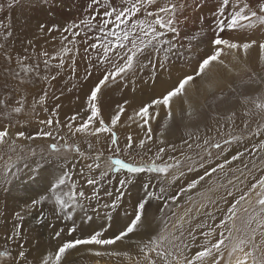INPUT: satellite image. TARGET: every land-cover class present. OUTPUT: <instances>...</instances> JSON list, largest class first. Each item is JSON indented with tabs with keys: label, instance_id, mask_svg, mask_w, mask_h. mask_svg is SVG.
<instances>
[{
	"label": "rangeland",
	"instance_id": "obj_1",
	"mask_svg": "<svg viewBox=\"0 0 264 264\" xmlns=\"http://www.w3.org/2000/svg\"><path fill=\"white\" fill-rule=\"evenodd\" d=\"M178 1L182 5L175 17L178 34L173 39V34L164 29L165 36L161 37L172 40L176 47L165 51L168 45L161 44L159 50H145L148 56L143 60L145 53L138 54L132 69L122 79L113 81L110 78L102 86V91H107L111 84L122 81L120 84L123 91L126 89L125 93L129 92L127 89L134 88L129 92L134 94V98L130 101L131 97L127 96L129 102L119 105L124 107V111L120 113L117 124L112 126L110 117L103 119L118 138V143L113 145L111 133L91 134L100 126L97 117L89 123L87 131H76L87 121L82 118L88 119L91 115L89 101L85 107H80L78 92L71 89L73 77L58 60H68L75 55L83 61L91 56L95 58L93 60H100L99 49L109 37L107 31H112L113 26L109 24L105 32H101L99 25L105 19H115L104 16L105 3L114 7L127 5L121 0H99L92 7H89L91 0H18L9 8V0H0V101H4L0 104V130L7 126L10 133L5 138L6 143L0 145V251L11 253L10 257L0 258V264H43L45 258L51 264L55 252L66 241L88 238L95 232H101L103 239L114 238L134 218L136 206L142 199H147L148 203L143 223L136 231L111 245H78L64 254L61 264H148L140 245L161 233L162 229L165 234L179 237L173 243L182 246L183 256L187 258L205 244L203 233L212 232L208 237L209 244L216 242L221 231L227 235V231L217 225L234 200L264 176V148L259 147L264 142V117L257 114L252 103V100L264 101V62L260 60L259 50V43L264 42V25L251 29L225 28L221 32L215 21L222 0H183L188 6ZM249 2L255 8L258 0ZM163 3L164 0H157L147 10L155 12ZM225 7V14L219 18L227 21L228 13L233 9L231 5ZM184 8H189V16L183 13L187 11ZM138 15L146 19L143 11ZM72 24L75 27L65 31ZM41 25H44L43 29ZM217 34L232 42L252 40L258 44L253 45L247 54L239 50L222 57L232 71L214 63L205 75L195 80L194 85L187 86L186 97L194 95L197 99L185 104L182 98L186 97L175 98L171 103L172 117L168 119L163 105L156 106L151 102L174 88L185 75L194 74L198 61L214 50L211 41ZM26 39L34 45L29 46ZM131 39L129 37L128 42ZM93 44L95 48L91 47ZM47 47H52L49 54L54 53V49L57 59L38 53ZM190 56L193 58L189 59ZM161 61L164 62L163 68L160 67ZM24 67L31 71L26 73ZM105 74L109 73L102 76ZM81 77L84 80L86 75L81 72ZM92 84V79H89L86 91ZM90 88L91 93L92 86ZM245 96L251 99L242 103ZM66 98H71L76 104L75 113L71 112L75 114V120L65 119V112L61 114L58 111L63 101L67 106ZM146 105L149 106L148 116L136 115ZM21 106L20 113L12 111ZM201 108L203 114L200 113ZM246 110H250L249 115L244 114ZM103 114L100 111V116ZM49 119L53 121L51 125L40 123ZM41 131L52 135L37 137ZM18 132H24L25 136L18 138ZM129 137L132 146L126 151ZM232 137L239 139L232 140ZM141 140L145 142L143 147L139 146ZM217 143L219 148L213 146ZM52 144L57 145L58 151L51 149ZM117 147L119 153L115 152ZM160 148L165 151L160 159H156ZM237 155V160H231ZM97 156L100 157L98 161ZM109 157L145 165L174 164L177 160L180 164L164 174L147 171L130 174L121 170L109 172L101 178L100 172L107 170ZM97 163L99 168H96ZM220 164L224 167L218 168ZM88 165L93 166L92 170ZM9 168L16 175L5 184L3 175ZM212 168H216V172L205 177L196 188L182 191ZM64 172L68 173V178L61 189L76 193L77 205L74 210H66L71 213V220L64 219V213L57 212L50 200L31 207L33 199L51 195L48 192L50 182ZM88 178H95L97 183L88 185ZM121 180L131 182L122 186ZM80 191L84 192V197L79 196ZM229 191L232 196L228 195ZM149 192L154 194L150 198L147 196ZM250 199L255 205V192ZM114 202L116 207L112 206ZM239 207L241 211L235 223L237 227H243L248 215L243 208L247 207L251 212L252 207L247 203ZM42 213L46 218L37 223ZM181 217H184L182 221ZM178 222L182 227H177ZM74 226L76 231L69 235L68 230ZM57 231H61L60 237L55 236ZM14 232L19 235H14ZM21 246L26 253L23 260L18 259ZM228 250L224 249V261L228 259ZM97 252L102 254L96 255ZM149 256L155 259L154 253H149ZM206 264H211V260Z\"/></svg>",
	"mask_w": 264,
	"mask_h": 264
},
{
	"label": "snow or ice",
	"instance_id": "obj_2",
	"mask_svg": "<svg viewBox=\"0 0 264 264\" xmlns=\"http://www.w3.org/2000/svg\"><path fill=\"white\" fill-rule=\"evenodd\" d=\"M18 0H9L8 7L10 8L13 3H17ZM99 3V0H91L89 7L92 5ZM122 4H126L124 7H114L111 4L105 3V17H114V21L111 19H105L99 25L100 31L105 32L106 26L109 24H114L115 30L107 31V36H114L116 38V45H118L121 49L125 47L123 41L131 39L132 48L129 50L131 54L127 55V59L122 66H115L116 71L105 74L102 79L95 85L91 90V94L88 97L89 107L91 110V115L88 117V120L85 121L81 126H79L76 131L77 132H85L89 127V123L93 120V118L100 116V109L98 107V94L101 92L102 86L106 84V82L111 78L113 81L120 76L122 73H126L131 70L134 64L135 59L138 54H143L146 49L152 48L155 50H159V46L161 44L168 45V48L165 51H169L172 48H175L176 45L172 42V40L161 39V37L165 36L164 29H167V32L173 34V39L176 38V34H178V29L175 27L176 23V13L179 8L182 7L177 0H164L162 6L158 7L155 12L148 11V6L155 5L157 0H121ZM231 5L233 11L228 13L227 21L220 19L219 17L224 15L226 12V7ZM238 9V10H237ZM141 11L144 12L146 19H138L137 14ZM217 19L215 21L216 27L220 29L221 32L224 31L225 28L229 30L238 29V28H254L257 25H264V0H258L255 8L252 7L249 0H222L221 6L218 8ZM149 17H154V19H147ZM129 21H131V27H128ZM87 23V21H84ZM124 25V30H120V26ZM158 26V28H157ZM44 25H41V29H43ZM56 26L53 25V28ZM75 27L74 24L69 25L68 28L65 29L67 31L69 28ZM139 28V38L135 37L133 33H135L136 29ZM52 29H49L51 31ZM111 41H108V44H111ZM256 41L245 42V43H237L232 42L229 39L221 38L219 34H217L216 38L211 41V45L213 47V51L210 55H207L203 59L198 61V67L194 74L185 75L182 79L179 80L178 84L167 91L162 97L157 98L151 102L152 105H163V107L167 110V118L171 119L172 111H171V103L175 98L186 97L187 94V86L195 84V80L198 77H202L207 73L209 68L215 63L219 64L225 68H228L229 71H232L229 68V65L222 58L229 53H235L239 50H243L245 54H247L248 50L256 44ZM108 44L102 45L104 48V55L107 58L109 51L112 49L108 46ZM116 45H113L115 47ZM92 48H95L96 45H91ZM260 49V60L264 62V42L259 43ZM119 55V53H117ZM193 57L190 56L189 59ZM235 59V55L233 56ZM167 59V58H165ZM62 63V62H61ZM160 67H164V62L161 61ZM26 73L31 71L30 68L24 67L23 69ZM43 97L41 100L43 101ZM251 98L245 96L242 100V103H247ZM185 104L188 101L185 99ZM4 101H0V104H3ZM255 109L257 110V114L264 117V101L260 100H252ZM59 107V106H57ZM15 113H20L22 111L21 107H15L12 109ZM124 111L123 106H119V111L111 118V125L115 126L120 119V113ZM55 114V113H54ZM149 114V106L141 108L136 115L148 116ZM191 112H189V115ZM245 115L250 114V110H246ZM234 115V114H232ZM232 117L230 116L229 119ZM76 117H72V120H75ZM131 119V117H130ZM147 121H145L146 123ZM41 124L47 123L51 125L53 121L51 119L47 121H40ZM245 126H247V122H245ZM71 128V125H69ZM259 131V129L257 130ZM111 133V143L116 145L118 143V138L115 132L112 131V128L106 125L103 119H100V126L95 128L93 135L99 133ZM151 129H149V133ZM17 137H24V132H18ZM52 135L51 132L41 131L36 134L37 137H50ZM10 133L8 131V127L6 126L3 130H0V145L6 143V137H9ZM32 139L33 137H28ZM151 139V136L148 137ZM239 137H232V140H238ZM230 141H225V143H229ZM15 141H13V144ZM144 141H140V147L144 146ZM163 143V141H161ZM207 143V141H205ZM132 146L131 137L128 138V144L126 145L125 150L130 149ZM216 148L220 147V144L217 143L213 145ZM53 151H58L57 145H50ZM67 147V146H65ZM91 147V145H90ZM171 147V146H170ZM259 147L264 148V142H261ZM79 151V149H76ZM165 151L164 148H160L156 154V159L161 158V154ZM115 152L119 153L120 149L117 147ZM83 155V153H81ZM239 155H242L239 154ZM239 155L233 156L231 160H237ZM97 161L100 159L99 156L96 157ZM109 163L107 166V170L100 172V177L103 178L109 174V172H120L121 170H126L130 174H139L145 171L147 172H156V173H167L169 169L178 167L180 161H175L174 164H163L157 165L155 163L151 164H137V163H129L125 162V160L120 158L113 159L112 157L108 158ZM231 161H225V163H230ZM100 164H96V168H99ZM203 167V165H201ZM218 168H223L224 164L217 165ZM88 168L92 170L93 166L88 165ZM216 168H212L211 171H205L204 175L200 176L198 179L191 181L186 189H182V191H188L196 188V186L205 179V177H210L212 173L216 172ZM189 171H192L190 168ZM15 173L11 171L9 168L5 171L3 175V183L7 184L12 177H15ZM183 175V173H181ZM68 178V173L64 172L62 175L56 177L54 180L50 182V187L48 192L51 195H40L38 199H33L31 201V207H35L46 200L53 201L54 209L57 212L64 213V219L71 220L72 215L70 212L66 211L69 208H75L77 205L76 201V193L72 192H64L63 195L60 194L58 190L61 189V186L66 185V179ZM131 181L121 180L120 184L123 186L126 183H130ZM97 180L95 178H88V185H95ZM231 183V181H230ZM75 188V184L72 185ZM258 189V191H257ZM163 191V189H161ZM255 192L257 199L255 200V205L252 204V200L250 199L251 194ZM123 195V193H121ZM154 194L149 192L147 196L150 198ZM229 196H232L233 193L231 191L228 192ZM80 197H84V192H79ZM67 197V199H65ZM54 198V199H53ZM119 199V197H117ZM175 199V198H173ZM192 198L189 197V200ZM148 203L147 199H142L136 206L134 218L127 225V227L120 231L119 234L115 235L114 238L103 239L101 238V232H95L88 238L84 239H75L72 241L64 242L58 250L54 254V260H52L51 264H61V261L64 257V254L70 250L76 248L78 245H111L115 244L118 241H121L125 237H127L130 233H133L137 230L143 223V217L146 209V204ZM247 203L252 207V211L249 212V208H243L245 213H248L246 219L243 221V227L236 226V219L238 218V213L241 211L240 207L242 204ZM113 207H116V203L114 202ZM258 207V210L256 208ZM163 211V209H161ZM190 211V210H189ZM44 217L43 213L41 214V219L37 221V223H42ZM91 219L90 217L88 218ZM184 217H181V221ZM254 225V226H253ZM177 227H182V224L178 222ZM197 227H201L198 225ZM218 228L224 229L227 231V235L224 234V231L220 232L219 238L215 243H208V237L212 235V232L203 233L205 236V244L201 247V250L197 251L190 258L183 256L182 246L174 244L173 241L178 240L179 237H176L172 233L165 234L164 230H161V233L152 236L149 240L144 241L140 245V251L144 253L145 259L148 260V264H206V261L211 260V264H221L224 261V249L228 248V259L224 261V264H264V176H261L256 183L251 185V188L248 192H244L240 195L234 202L229 206L227 210V214L224 219H222L217 225ZM62 231V230H61ZM61 231H57L55 233L56 237L61 236ZM69 235L72 232L76 231L75 226L70 228ZM234 233L238 235H234ZM14 235H19L18 232H14ZM191 235V233H190ZM192 239L195 240V236H192ZM230 245V247H229ZM183 247H187V245H183ZM175 249V251H173ZM149 253L155 254V259L149 256ZM179 253V255H177ZM96 255H101L102 253L97 252ZM11 253L7 250L0 251V258L10 257ZM18 259L23 260L26 259V253L23 251V246H21V251L18 253ZM43 264H49L48 258H45Z\"/></svg>",
	"mask_w": 264,
	"mask_h": 264
},
{
	"label": "bare ground",
	"instance_id": "obj_3",
	"mask_svg": "<svg viewBox=\"0 0 264 264\" xmlns=\"http://www.w3.org/2000/svg\"><path fill=\"white\" fill-rule=\"evenodd\" d=\"M187 2V0H184ZM189 1V0H188ZM177 2H179L177 0ZM181 4L183 5H186L188 6L187 4H184L183 0L180 1ZM189 3V2H188ZM191 6V4H190ZM12 8V6H11ZM15 8V7H14ZM197 8V7H196ZM189 9V8H188ZM188 9L184 8V10H187V11H182L186 16H189V13H188ZM192 10V9H191ZM190 12V11H189ZM17 13V12H15ZM183 13L182 16H183ZM19 14H20V11H19ZM191 14V13H190ZM207 14V13H206ZM9 15V14H8ZM12 15V14H11ZM14 15V14H13ZM15 16V15H14ZM20 16V15H17V17ZM22 16V14H21ZM192 16V15H191ZM11 18V17H10ZM16 18V17H14ZM21 19V17H19ZM23 18V17H22ZM138 19H141L140 16L137 14V17ZM17 19V18H16ZM114 21V20H113ZM179 24V22H178ZM12 25V24H11ZM14 25V24H13ZM16 25V24H15ZM129 26L128 27H131V21H129ZM186 25V24H185ZM112 28L113 30H115L114 28V24H112ZM185 27V26H184ZM183 28V27H181ZM19 30H20V27H19ZM120 30H124V25H121L120 26ZM22 34V33H21ZM133 35L135 37L138 38V36L140 35V32H139V28L136 29L135 33H133ZM15 38V37H14ZM35 38V37H34ZM26 43H28L29 46H33L34 44L31 43V42H28L29 40L26 39ZM250 40V39H248ZM108 41H111L112 43L111 44H108ZM252 41V40H251ZM33 42H37V41H33ZM258 42V41H257ZM125 47L123 49H121L118 45H116V38L114 36H109L108 38H106L104 44H108V46L112 49L111 51H109L108 53V56L107 58H105V55H104V48L101 47V51L99 49V54H98V57L100 60H93L95 58H93L92 56L90 58H85V61L79 59V57H77L76 55L73 56V57H69L68 60L66 59H59L58 61L62 62V64L64 65L63 69L65 70L66 69V72L68 73V75L70 74L73 79V83L71 84V89L73 92H78V103L80 104V107L84 106V104H87V100H88V97L89 95L91 94L89 92V89H91L90 87L92 86V88L95 87L94 84L98 83L100 81V79L103 78L102 74L105 73V72H108V73H112V72H115L114 70H116V67L115 66H122L126 59H127V55L128 54H131V52L129 51L131 48H132V45H131V42H128L127 41H123ZM245 43V42H243ZM103 44V45H104ZM258 44V43H257ZM38 45V44H37ZM113 45H116L115 47H113ZM255 45V44H254ZM258 47V46H257ZM256 47V48H257ZM255 48V47H254ZM52 47H47V48H43V49H40L38 51L39 54L43 55V56H46L48 57L50 55L51 58H55L57 59V55L53 49V52H50V54L48 53L49 50H51ZM74 49V48H73ZM151 49V48H150ZM147 50V49H146ZM260 50V49H259ZM75 53V52H74ZM117 53H119V55H117ZM145 53V52H144ZM255 53V52H254ZM81 54V53H80ZM82 55V54H81ZM257 55V54H255ZM79 56V55H78ZM94 56V55H93ZM148 56V52L145 53V55L142 57L143 60ZM258 56V55H257ZM59 62V63H60ZM97 63V64H96ZM61 65V63H60ZM97 65V66H96ZM144 69V68H143ZM81 72L83 74L86 75V78L83 80L82 77H81ZM66 73V74H67ZM127 73H122L120 74V76H118L117 78L119 79H122L124 75H126ZM235 75V74H234ZM129 78V77H128ZM127 78V79H128ZM89 79H92V82L93 84L89 87V89L86 91V85L88 84V80ZM139 80V78H138ZM131 82V81H130ZM120 83H122V81H120ZM119 83V81H116V83L114 84H111V86L107 89V91L103 90L102 91V88H101V92L98 94V107L100 109L101 112H103L104 114L97 117L96 121H100V119H106V118H109L111 119L114 115H116V113L119 111L118 110V107L119 105L121 104H126L128 103L129 101L127 100V96L128 98H130V101L134 98V94L131 95L129 94V92H133V87H131L132 89L128 90L129 92L125 93L124 91H126V89L124 88V91L121 87V84ZM123 84V83H122ZM129 85V84H128ZM70 86V85H69ZM135 86V85H134ZM64 88H67V87H64ZM84 90V91H82ZM120 93V94H119ZM125 93V94H124ZM244 98V97H243ZM185 99L190 102V101H193L195 99H197V97H195L194 95H191V96H188L186 98H182V101L184 102ZM59 101H60V98H59ZM67 101V106H65L64 104V101L62 102V105H60V110L59 113H64V118H70L72 119V117L75 115V108H74V105L75 102L71 99V98H66ZM142 102V101H141ZM133 103V101H132ZM136 105V103H135ZM205 106V105H204ZM88 107H89V104H88ZM105 109H106V112H105ZM196 109V108H195ZM80 110V108H78V111ZM191 110V109H190ZM197 111H200L199 109H197ZM71 112H74V113H71ZM177 112V111H176ZM200 113L203 114V110L201 108V111ZM131 116V115H130ZM174 116V114H173ZM79 119V117H78ZM84 120H88L87 118H82ZM130 119V118H129ZM44 178V177H43ZM45 179V178H44ZM47 184V183H46ZM60 192L61 195H63V190L60 189L58 190ZM65 199H67V197H65ZM17 229V227H15Z\"/></svg>",
	"mask_w": 264,
	"mask_h": 264
}]
</instances>
